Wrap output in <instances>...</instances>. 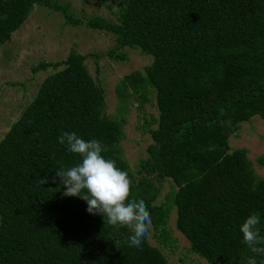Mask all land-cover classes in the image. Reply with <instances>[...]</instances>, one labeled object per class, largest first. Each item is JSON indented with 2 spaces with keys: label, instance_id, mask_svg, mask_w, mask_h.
Returning a JSON list of instances; mask_svg holds the SVG:
<instances>
[{
  "label": "trees",
  "instance_id": "trees-1",
  "mask_svg": "<svg viewBox=\"0 0 264 264\" xmlns=\"http://www.w3.org/2000/svg\"><path fill=\"white\" fill-rule=\"evenodd\" d=\"M40 6L60 12L65 24L111 34L110 58L126 60L118 52L124 47L151 56L116 92L121 102L135 96L140 105L153 97L158 114L147 155L132 171L120 147L125 121L106 113L85 55L72 49L65 59L31 66L32 73L54 72L0 138V264H168L149 234L141 248L130 247L128 228L108 225L84 200L63 195L56 171L80 162L58 143L63 132L107 147L106 158L132 180L129 199L145 201L158 243L171 239L166 225L174 208L189 252L207 264H246L253 254L239 226L256 214L264 236V178L246 149L230 150L229 139L254 115L264 119V0H117L115 22L84 21L50 0H0V47ZM167 178L173 186L159 201L158 184Z\"/></svg>",
  "mask_w": 264,
  "mask_h": 264
},
{
  "label": "rangeland",
  "instance_id": "rangeland-1",
  "mask_svg": "<svg viewBox=\"0 0 264 264\" xmlns=\"http://www.w3.org/2000/svg\"><path fill=\"white\" fill-rule=\"evenodd\" d=\"M50 1L68 5L74 16L84 21L94 16L116 21L117 0ZM108 4H111V8L107 7ZM114 47L115 39L111 34L92 30L84 22L77 26L65 24L60 12L44 6L34 9L0 47V138L34 99L43 79L54 72L48 68L32 73L31 66L39 61L65 59L73 49L85 55L90 75L103 88L106 113L124 119V137L120 147L131 170L136 171L138 161L147 155L146 148L151 142L148 128H155L152 120L158 112L152 96L151 102L146 101L141 105L135 96L121 102L116 89L125 75L134 71L143 72L152 58L138 48L124 47L118 52L124 53L126 60L113 59L107 52ZM62 68L58 67L59 70ZM229 146L230 150L246 149L256 176L264 178V164L259 161L264 159V119L254 115L249 121L242 122L236 135L229 139ZM172 186L169 178L159 182V201L171 191ZM175 217L173 208L166 225L171 239L166 245L157 242L152 229L149 242L161 248L168 264H207L204 259L188 251V241L177 230Z\"/></svg>",
  "mask_w": 264,
  "mask_h": 264
},
{
  "label": "clouds",
  "instance_id": "clouds-1",
  "mask_svg": "<svg viewBox=\"0 0 264 264\" xmlns=\"http://www.w3.org/2000/svg\"><path fill=\"white\" fill-rule=\"evenodd\" d=\"M221 126L231 127V121H221ZM58 143L67 144L70 153L80 157V162L67 169L63 165L56 171L66 197H79L87 204L89 214H102L104 222L119 225L131 231L130 247L141 248L142 241L152 227L151 214L145 201L129 199L132 180L126 171L117 167L113 159L106 158L107 147L97 139L85 141L75 132H63ZM47 176L39 180L47 183ZM260 218L250 214L239 226L242 242L252 256L246 264H257V256L264 257V236L260 234ZM264 264V262H262Z\"/></svg>",
  "mask_w": 264,
  "mask_h": 264
}]
</instances>
